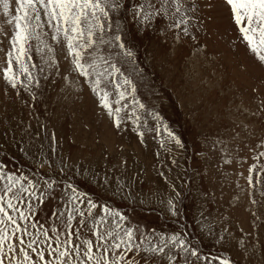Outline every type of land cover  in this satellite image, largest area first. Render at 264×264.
Returning a JSON list of instances; mask_svg holds the SVG:
<instances>
[{
	"label": "rangeland",
	"instance_id": "rangeland-1",
	"mask_svg": "<svg viewBox=\"0 0 264 264\" xmlns=\"http://www.w3.org/2000/svg\"><path fill=\"white\" fill-rule=\"evenodd\" d=\"M8 2L9 17L0 8V29L10 35L7 20L15 15L16 4ZM137 2L122 0L123 7L113 13L134 53L124 71L136 84L137 97L160 114L182 146L173 142L165 151L155 131L147 130L141 143L130 122L116 130L57 48L60 73L45 69L40 87L32 89L35 100L0 78V163L37 181L71 178L80 191L121 211L129 226L146 235L187 233L205 256L264 264V172L255 184L264 157L253 159L264 150L256 147L264 140V67L237 41L222 0H189L196 11L187 36L161 19L134 23L131 11ZM7 48L0 33V62ZM33 58L38 64L34 52ZM66 74L72 86L66 85ZM145 119L156 127L151 117ZM41 159L50 167H38ZM63 164L68 168L61 176ZM253 164L258 167L255 187H250ZM119 185H126L122 193ZM172 186L181 194L176 216L166 204ZM62 195L57 189L38 205L41 223L60 206Z\"/></svg>",
	"mask_w": 264,
	"mask_h": 264
},
{
	"label": "snow or ice",
	"instance_id": "snow-or-ice-1",
	"mask_svg": "<svg viewBox=\"0 0 264 264\" xmlns=\"http://www.w3.org/2000/svg\"><path fill=\"white\" fill-rule=\"evenodd\" d=\"M15 4V15L7 20L12 25L11 34L0 29L8 44L0 62V78L5 85L17 91L23 89L35 100L32 89L40 87L45 69L60 73L56 59L59 48L69 72L77 74V82L83 78L82 86L86 85L96 97L116 130L130 122L141 143L147 130L155 131L165 151H171L167 145L173 142L182 146L160 114L149 110L137 97V86L124 71L123 66L133 62L134 53L125 43L122 21L113 17L123 7L122 0H15ZM222 4L238 32L237 41L264 67V0H222ZM0 8L9 17L8 0H0ZM195 11L196 4L189 0H138L131 16L136 24L167 21L169 29L187 36ZM64 80L72 86L69 75ZM260 103L264 105V99ZM145 116L156 122L154 129ZM256 147L264 149V140ZM260 157H264V150L253 155L257 161ZM37 166L50 167L46 159L39 160ZM257 167L253 164L248 168L250 187L261 183L264 165H259L253 183ZM66 168L68 165L63 164L61 176ZM70 179L49 176L37 181L22 171L7 170L0 163V264H140L141 260L143 264H231L228 259L201 254L187 239V233L146 235L136 226H129L121 211L93 200ZM103 179L107 181V177ZM125 187L119 185L118 192ZM57 189L63 193L61 204L47 222L41 223L37 219L38 205L54 197ZM180 195L172 186L166 204L173 216L178 215Z\"/></svg>",
	"mask_w": 264,
	"mask_h": 264
}]
</instances>
